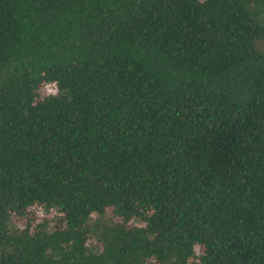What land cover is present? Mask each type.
<instances>
[{
    "label": "trees",
    "instance_id": "16d2710c",
    "mask_svg": "<svg viewBox=\"0 0 264 264\" xmlns=\"http://www.w3.org/2000/svg\"><path fill=\"white\" fill-rule=\"evenodd\" d=\"M260 41L264 0H0V264H264Z\"/></svg>",
    "mask_w": 264,
    "mask_h": 264
},
{
    "label": "rangeland",
    "instance_id": "374dc122",
    "mask_svg": "<svg viewBox=\"0 0 264 264\" xmlns=\"http://www.w3.org/2000/svg\"><path fill=\"white\" fill-rule=\"evenodd\" d=\"M263 44H264L263 41H260V42H257V43H256V45H257L258 48H260V46L263 45ZM46 90H47V92H49V91H50V87H46ZM111 221H112V220H110L109 223H110Z\"/></svg>",
    "mask_w": 264,
    "mask_h": 264
}]
</instances>
